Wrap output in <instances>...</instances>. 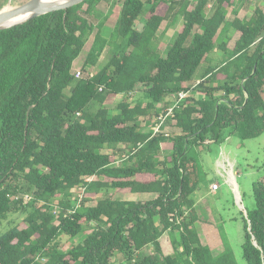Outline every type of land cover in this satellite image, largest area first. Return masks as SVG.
Segmentation results:
<instances>
[{"label":"trees","instance_id":"1","mask_svg":"<svg viewBox=\"0 0 264 264\" xmlns=\"http://www.w3.org/2000/svg\"><path fill=\"white\" fill-rule=\"evenodd\" d=\"M101 1L0 30V219L24 214L0 235V264H113L119 255L126 264H238L202 242L192 196L205 178L202 149L228 134L264 133V8L250 17L234 11L230 22L238 0H124L107 37L89 17ZM170 17H181V28L161 49L158 31ZM228 23L235 34L220 37ZM93 33L84 67L106 49L110 57L78 76L74 62ZM217 48L224 54L214 65ZM182 91L192 92L173 107ZM116 94L126 99L111 113L104 103ZM173 121L178 134L161 131ZM106 189L157 197L120 199ZM253 196L242 212L243 254L245 264H264V179ZM87 224L96 225L82 242L61 245V235L73 238ZM148 246L154 253H144Z\"/></svg>","mask_w":264,"mask_h":264},{"label":"rangeland","instance_id":"2","mask_svg":"<svg viewBox=\"0 0 264 264\" xmlns=\"http://www.w3.org/2000/svg\"><path fill=\"white\" fill-rule=\"evenodd\" d=\"M26 1L28 0H0V10L23 4ZM123 1L124 0H102L89 14L90 19L94 23H97L98 26L100 21H102L103 25L101 26V31L103 35L107 37L111 36L120 17ZM190 1L195 2L196 0ZM249 2L252 3L254 1L250 0ZM263 4L264 3H262V5ZM147 6L149 7L150 5L147 3ZM249 14L251 16L252 12ZM234 17L235 15L233 12V14H228L227 18L231 22ZM171 20L172 17H170L169 20H165L158 31L157 43L161 49H165L171 43L176 37L177 31L181 28V17L176 20L174 24ZM144 23L145 19L142 20L139 27L142 28ZM98 26L95 29L96 31L99 28ZM229 32H231L230 35H232L235 31L234 28L229 27L228 23L221 31L220 37L225 38L229 36ZM94 36L95 33L91 34L81 55L74 62L73 71L75 73L81 71V75L79 74L80 76L84 75L86 72L96 73L110 57L109 51L106 49L101 55L97 65L90 66L89 68L84 67V62L93 43ZM230 44L233 46V42ZM223 54L224 53L217 48L212 53V64H217L223 57ZM138 88L140 89L142 86L138 85ZM191 92L192 91H189L188 95H190ZM196 94H198V92ZM131 96L134 102L142 98V95L139 93H132ZM197 96L200 95L198 94ZM173 98L177 99L175 96ZM124 99H126L125 94L109 96L104 105L113 113L117 111L118 103ZM169 116H171L170 111L166 116L161 115L160 118L167 119ZM146 120V117H141L144 130H149ZM165 124L167 127L161 131L173 136L180 132L175 121ZM200 161L203 168L202 174H205V178L201 181L198 191L192 196L196 201L199 215V219L196 221L195 226L202 242L210 247L213 255L217 256L227 250L233 254L238 264H245L242 247L244 242L242 212L246 215V208L249 209L254 206L253 184L257 180L264 179V133L259 137L246 140L242 139L238 134H228L225 142L221 144H212L210 148L206 147L205 150L202 149ZM230 171H232L235 176L234 180L237 184L238 193L230 180ZM214 179L215 181L212 182ZM216 183L218 187L217 189H213L212 186ZM213 190H216L215 193H213ZM73 191L76 196L84 198L85 191L83 189H74ZM101 193H103V195L112 193L115 197L128 200H150L157 197L156 193H126L123 191L116 192L113 189H106ZM91 203L95 204L96 201ZM23 218L24 214L18 211L8 214L4 219H0V235L13 225L21 222ZM95 225L96 224H87L85 225L84 232L79 235L73 238L61 235L58 240L62 246L69 249L82 242L87 233L91 232ZM162 246L165 254L173 251L168 234L163 237ZM144 253H154L152 246L146 247ZM112 262L113 264H126L125 260H123L120 255L115 256Z\"/></svg>","mask_w":264,"mask_h":264},{"label":"water","instance_id":"3","mask_svg":"<svg viewBox=\"0 0 264 264\" xmlns=\"http://www.w3.org/2000/svg\"><path fill=\"white\" fill-rule=\"evenodd\" d=\"M83 1L84 0H59L57 2H48L46 0H28L10 9H2L0 10V30L24 23L33 17L51 11L68 9ZM7 20H10V23H6Z\"/></svg>","mask_w":264,"mask_h":264},{"label":"crops","instance_id":"4","mask_svg":"<svg viewBox=\"0 0 264 264\" xmlns=\"http://www.w3.org/2000/svg\"><path fill=\"white\" fill-rule=\"evenodd\" d=\"M249 1L250 0H238V2L236 3V5L229 10L228 14H233L234 11H237V13L239 15H241L243 13V14H246V16L250 17V14L249 13L252 12V14H253V10L256 7L264 8V4L262 5V3H264V0H253L254 2H252V3H250ZM234 15H236L235 12H234ZM227 17H228V15H227ZM230 33L231 32L228 33V35L230 37L233 36V34H235V32L232 35H230ZM229 36H227V37H229ZM166 127H167V125L164 128H166ZM235 188H236V192L238 193V191H237V184H236V187ZM215 191L213 190V193H215ZM238 197H239V194H238Z\"/></svg>","mask_w":264,"mask_h":264},{"label":"built area","instance_id":"5","mask_svg":"<svg viewBox=\"0 0 264 264\" xmlns=\"http://www.w3.org/2000/svg\"><path fill=\"white\" fill-rule=\"evenodd\" d=\"M79 73H80V72H77V75H78V76H79ZM187 95H188V92H186V91H185V92H184V91L180 92V93L178 94V101L176 102V104L173 105V107H174L175 105H177L178 102H179L180 100H182L183 98H185ZM173 107L170 109V113H171V114H172ZM164 119H165V118H162V121H164ZM160 125H161V123H160L159 125H157L156 127H154V131H155V133L160 131ZM90 179H92V178H90ZM212 187H213V189H217L218 184H217V183H216V184H213ZM24 197H25V198H23L24 202H28V201L31 199V196H30V195H25ZM16 198H18V197H16Z\"/></svg>","mask_w":264,"mask_h":264},{"label":"bare ground","instance_id":"6","mask_svg":"<svg viewBox=\"0 0 264 264\" xmlns=\"http://www.w3.org/2000/svg\"><path fill=\"white\" fill-rule=\"evenodd\" d=\"M46 1H48V2H57L59 0H46ZM10 8H12V7L10 6L8 9H10ZM6 23H10V20H7ZM234 178H235L234 174L232 173V171H230V180L234 184V186L236 187V182H235Z\"/></svg>","mask_w":264,"mask_h":264}]
</instances>
